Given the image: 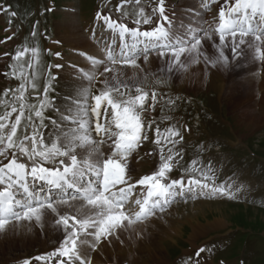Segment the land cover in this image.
I'll list each match as a JSON object with an SVG mask.
<instances>
[{
    "label": "snow or ice",
    "instance_id": "1",
    "mask_svg": "<svg viewBox=\"0 0 264 264\" xmlns=\"http://www.w3.org/2000/svg\"><path fill=\"white\" fill-rule=\"evenodd\" d=\"M216 2L218 0H211V3ZM154 3L156 6L151 8L152 16H148L141 6V0H121L116 11L123 17H128L129 13L122 9L132 4L139 6L135 27H129L123 20L113 19L111 12L97 13L96 18L102 20L106 29L120 39L119 50L116 51V38H112L106 52L109 66L104 67L100 76L112 73L114 69L111 66L118 64L138 68V60L143 57V61L148 62L152 52H156L158 58L165 62L166 67L160 70L169 74L174 70L186 71L189 64H199L201 60L206 68L211 65L213 68L228 69L232 61L225 54L226 47L230 48L233 61L243 60L247 49L252 61L264 64V0H224L214 29L198 31L180 24L183 32L173 28L175 21L168 14L166 0H154ZM204 8L209 9L210 3H205ZM5 12L10 13V26L17 18V12L11 10L10 5L0 6V13ZM141 23L154 26L142 31L139 27ZM213 23H216L215 20ZM9 30L10 27L5 29ZM212 31L218 34L219 44L212 42L217 54L209 57L204 51L203 42L212 41ZM31 35L36 36L35 25ZM13 36L6 37V41ZM9 55L4 53V56ZM39 55L38 46L18 47L12 59L20 65V71L17 75L15 67L9 65L11 76L27 83L28 74L20 62L32 68L33 61L38 62ZM55 55L60 57L61 53ZM26 56L30 58L25 61ZM181 57L188 63L182 61ZM87 58L93 65L105 63L91 56ZM54 67L59 69L63 65L56 64ZM79 71L83 72V69ZM0 74L8 77L9 71ZM84 75L90 81L98 80L94 75ZM56 78L49 72L39 107L31 106L41 124L47 107L51 106L54 112L59 113L48 98V93L53 89L52 81ZM25 83L19 84L15 90L5 89L4 95L11 93L15 100L23 101ZM98 83L100 88L94 95H89L90 89L77 90L80 98L74 101L75 109L68 110L71 115L60 113L59 124L56 118H48L54 128H60L64 121L75 125L71 129H62L61 136L55 137L50 145L43 142L35 125L31 136L17 137L18 126L24 117L23 103L19 110L12 106L11 111L6 110L4 115H0V157L7 159L11 150V159L0 164V233L17 231L24 222H35L42 227L46 214L57 216L55 224L62 229L64 237L56 250L35 258L45 264L52 258H57L58 264H92L90 252L95 251L102 242H107L109 246L113 241L123 244L122 234H129L128 238L131 239L136 225L155 217L157 212L164 213L178 199L190 197L195 200L200 195L235 199L236 192L240 190H233L231 184L227 187L224 183L217 185L211 163L198 166L196 160L185 169L193 173L187 181L183 175L178 179L170 178L174 167L183 159V148L177 149L176 146L184 140V135L177 126H169L162 132L157 125L155 140L150 141L149 131L155 120L150 116L146 119V114L155 110L156 91H151L149 103V91L141 86H110L107 78L98 80ZM156 83L160 84L161 81L157 80ZM35 87L33 83L32 88ZM169 103L174 105L175 100L170 99ZM17 112L15 121L10 123L12 113ZM27 119L31 122L32 116L29 115ZM146 142L158 147L159 163L156 171L137 179L134 170L129 167L130 157L135 154L137 160L141 159L139 150ZM78 149L81 150V158H78ZM17 153L31 161V167L19 162ZM45 163L54 166L46 167ZM138 186L141 191L137 195L135 190ZM75 202L79 203L77 214H60L61 206L73 207ZM205 251V248H200L197 256ZM24 264H30V261L25 260Z\"/></svg>",
    "mask_w": 264,
    "mask_h": 264
},
{
    "label": "rangeland",
    "instance_id": "2",
    "mask_svg": "<svg viewBox=\"0 0 264 264\" xmlns=\"http://www.w3.org/2000/svg\"><path fill=\"white\" fill-rule=\"evenodd\" d=\"M5 1L12 3L21 16V21L16 27L17 29L22 27L23 35H28L25 40L23 39V43L29 47L38 46L40 51L42 45L38 40H44L43 47L49 46V41L46 42L42 35L48 38V29L51 31V38L58 35L59 26L67 17V13H71L63 10L64 8L74 6V8L78 9L77 13L79 15H76L78 16L76 24L82 28L86 25V20L90 21L93 9L97 7L95 0H55L58 8L54 13L48 14L45 11V6H48V0ZM101 1L109 2L111 8H117V3L120 0H97V5ZM175 1L178 3L174 6L176 14H180L182 18L188 14L185 17L187 20L191 7L195 6L194 3L191 6L188 4L190 0ZM144 4H148V7ZM153 4H155L154 0H141V6L145 8L146 15L152 16L151 8L155 7ZM138 10L139 6L134 4L122 9V11L129 13V16L125 17L131 20L128 21L126 19L129 25H135L134 21ZM82 11H85V13L82 14ZM32 12L36 14L38 12L39 15H31L30 13ZM7 14L8 12H5L4 17L0 14V40L8 35V32L4 30V26H9ZM153 19L155 20L156 17L153 16ZM200 19L203 24L200 29L205 30L208 26L207 18L203 16ZM177 20H175L174 28L177 32H180L179 25L183 24L184 20L180 24ZM37 21L39 22L38 24L36 23ZM43 24H45V29H42ZM191 24L193 25L194 22H191ZM34 25L36 26L35 37L31 35ZM145 25L150 26L151 24ZM18 34L19 31H16L11 40L13 43L10 49L11 54L14 52L15 45H21L20 37H24L23 35L19 37ZM213 41L215 44H219V38L213 36L212 41L203 42L204 51L209 57H214L217 54ZM65 45V52L69 54L65 59H73L74 54L69 53L70 47L68 46L70 44ZM10 46V44L0 43V51L8 49ZM225 54L232 61L228 69L213 68L211 65L206 68L203 60H201L199 64H189L186 71L174 70L169 74L167 71L160 70L166 67L165 62L160 60L155 52L149 54V60L146 63L141 57L138 60L140 65L138 68L118 64V69H120L118 72L105 73V75L110 86L127 84L130 87L141 86L148 90L149 103H151V91H156L155 110L146 114V119L150 116L155 120L152 130L149 131L150 141L155 140V128L157 125L162 132L167 126H177L184 135V140L176 146L177 149L183 148V159L179 160V157H177L179 163L174 167L176 168L174 176L193 175V173L185 171L191 166L193 160L198 162V166H207L211 163L216 175V184L225 183L227 177L236 175L226 183V186L231 184L233 190L239 188L240 191L244 192L241 194L238 191L236 196L249 192L251 194L247 198L227 199L224 197L220 200L207 198L192 203L176 204L168 212L136 225L135 231L131 233V239L128 238L129 234H122L123 244L113 241V252L111 251L106 257L102 258V262L115 261L118 263L120 261L119 264H184L181 259L184 258V255L187 258L188 253H190L192 240L196 245L220 240L223 238L222 235L225 231L229 229L233 231L232 246L229 245L221 256L228 260H233L240 255V258H243L246 264H264V194L261 193L262 190L258 191V187L263 188L264 186V170L257 169V167L264 165L263 162L260 165V158L264 159V69H262L263 75H257L253 79L252 74L256 70L251 67L248 69L250 72L247 73L248 70L244 71L245 63L246 66H258L256 67L258 69H261L262 64L252 61L249 56L250 52L247 49H245L243 60L233 61L230 48L227 47L225 48ZM76 55L77 53H75ZM45 57L49 61V55L46 54ZM53 57L55 60L54 66L57 61L55 55ZM73 60L71 62L72 65L79 66L81 64V61ZM181 60L186 64L188 63L184 57H181ZM0 63H3L1 59ZM40 68L41 65H38L36 69L40 70ZM67 68L64 67L62 70L64 82L61 81L62 76L57 70L54 69L58 74H51L57 78L52 81L54 88L50 98H53L52 103L59 109V113L54 112L50 106L48 115L54 116L59 123V115L62 113L63 107L59 103L62 100H66L67 96L71 98L76 93L72 89L75 81L83 82L85 80V83H89L86 88L91 89L89 95H94L100 88L98 80H100L101 76L99 74L103 72L100 69L92 71L93 74L90 76L99 77L97 81H89L86 76L79 80L81 78H76L73 73V77H71L70 72L74 71L79 74L80 72L75 70L74 67ZM23 70L26 71L25 66ZM43 70L44 68H42L39 76L37 86L39 89L43 86L41 79ZM19 71L20 65L18 64L17 75ZM157 80H160L161 83L157 84ZM31 81L33 82L34 80ZM6 85H9L8 80L4 81L0 78V89ZM62 89H65L66 93H62ZM36 90L34 89V91ZM133 94L135 93L133 92ZM177 97L179 99H176ZM170 99L175 100L174 105L169 103ZM12 100L14 101V98ZM12 100L10 101L12 102ZM41 100L39 97L38 104H40ZM68 101L74 104L73 100ZM70 103L68 107H64L65 110L66 108L68 110L71 109ZM50 111L53 112L50 113ZM28 123H30L29 120ZM28 123L23 122L22 126H18V138L22 139L24 135L30 134L33 125ZM185 124H188L189 127H186ZM203 124H205L204 127ZM37 126L42 129L41 136L45 138L52 128L49 121ZM185 129H190V131ZM55 137L48 138L47 144L50 145ZM79 151L81 152L78 149L77 154H79ZM149 152L152 154L148 155L147 153ZM255 155L257 157L254 159ZM139 156L141 159L137 160L136 155L133 154L129 162V167L134 170L133 174L137 179L157 170L159 163L158 147L154 143L146 142L143 148L139 150ZM17 157L21 160H27L29 164L32 163L19 153H17ZM4 161H6L5 157L2 162ZM45 164L50 165L48 163ZM240 174L249 181L251 179V181L244 180L245 182H241ZM254 184L257 187L251 190L250 187ZM255 191L256 193H254ZM203 201H206L208 206H205L206 204L202 203ZM199 203H202L200 204L202 206ZM77 207H79V203L75 202L73 207L61 206L59 212L61 215L77 214ZM56 219H58L57 216L46 214L42 227L35 222H24L23 227L17 231L10 230L6 233H0V264H18L25 260L33 264L38 255L56 250L64 237L62 229L55 224ZM136 233H139V235ZM192 233L196 234V239L189 241ZM102 243L108 244L107 242ZM118 251L120 253H117ZM113 253L118 254L117 260L114 258Z\"/></svg>",
    "mask_w": 264,
    "mask_h": 264
},
{
    "label": "bare ground",
    "instance_id": "3",
    "mask_svg": "<svg viewBox=\"0 0 264 264\" xmlns=\"http://www.w3.org/2000/svg\"><path fill=\"white\" fill-rule=\"evenodd\" d=\"M76 15H77V13H74V12L67 13V17H65V20H63L62 24L59 26L60 29H58L59 33H58V36L56 38V42L58 41L59 43L70 44V46L73 47L72 49H70V51H72V53H71L72 55L76 52L75 50L78 49V51L79 50L80 51L84 50V51L92 53L93 57H95L94 56L95 54H98L97 57H99V58H103L104 57L106 59L107 50L103 51V50L100 49V46L98 44L95 45L94 42L89 38V33L87 35L83 34V32H82L83 27L80 28L76 24V22L78 20L77 19L78 16H76ZM93 38H94V36H93ZM95 39H97V42L101 41V35L99 34ZM51 46L54 47L55 45H51ZM75 47H77V48H75ZM101 52H103V53L105 52L104 55L102 54V56H100ZM73 56H74L73 59L81 61L80 65L83 67V69L85 70V72L87 74L88 73L90 74L92 71L94 72V70H97V69H100V70L103 71V69L105 67V65H99V64L93 65L91 63V61H87L85 59V57H83V56H80V55H76L75 56V54ZM1 61L4 63L6 61V59H1ZM65 67H66V69H68L67 67H71V66L68 65V66H65ZM113 69H114L113 72H118L120 70V69H118L117 65H115L113 67ZM106 77L107 76L104 75V76L100 77V80L105 79ZM98 79H99V77H98ZM84 81L83 82L78 81V80L75 81V84L73 85L75 87L72 88L76 92V93H74L75 96L73 95V97H75V99H79L80 98L77 95V90H79V89H87L86 87L88 86L89 83L87 84ZM72 103H70V107H71V109L74 110L75 109V105H73ZM255 187H257L256 184L251 185L250 189L252 190ZM258 189H259V187H258ZM237 192H236V194H237ZM240 192H241V194L244 193L242 191H240ZM202 203L206 204L207 202L203 201ZM202 203H199V205L202 204ZM207 204L205 206H208ZM200 206H202V205H200ZM192 219H193V217H192ZM195 236H196V234L192 233L191 237L189 238V241H191V239L196 238ZM112 247H113V244L111 246H108V244H104V243H102L98 247V249L96 250V253H95V258H96L97 264H100V262L102 263V258L106 257V255L109 254L111 251L113 252ZM106 251H108V252H106ZM117 253H120V251H118ZM113 254H114V258L117 260L118 259V254H115V253H113Z\"/></svg>",
    "mask_w": 264,
    "mask_h": 264
}]
</instances>
